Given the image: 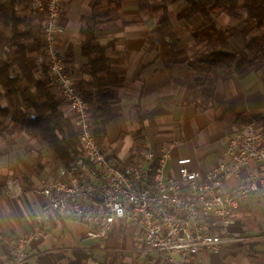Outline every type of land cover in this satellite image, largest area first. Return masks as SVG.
<instances>
[{
  "label": "crops",
  "instance_id": "0c3cea01",
  "mask_svg": "<svg viewBox=\"0 0 264 264\" xmlns=\"http://www.w3.org/2000/svg\"><path fill=\"white\" fill-rule=\"evenodd\" d=\"M18 1V14L33 30L29 44L35 52L30 64L37 69L35 44L42 40L45 15L32 12L28 0ZM94 1L62 0L59 25L63 33L56 49L65 57L74 52L70 74L74 81L82 78L86 64L79 52L82 19L99 18L97 39L110 46L112 72L124 79L116 89L119 102L113 111L117 118L109 124L106 140L100 142L109 157L145 166L150 151L164 159L165 177L172 180L179 175V160L189 159V170L205 174L223 157L235 133L251 126L264 134V107H255L264 103L258 102L264 98V27L247 22L245 0H238L241 19L222 14L218 28L233 29L232 51L244 50L251 39H257V45L239 56L235 67L219 81L215 103L209 107L202 106L196 86L202 74L186 65L201 48L191 36L201 25L200 17L180 20L185 5L173 0L165 5L159 0H100L93 6ZM137 105L146 118L144 124L138 120ZM61 109L77 130L76 114L64 103ZM60 166L41 138L18 128L10 117L0 116V264H14L18 239L33 231L37 215L45 214L41 185L56 177ZM257 167L251 162L241 177L228 181V189L237 190L243 177L254 175ZM9 180L19 182L21 197L8 195ZM86 232V226L57 216L31 242L23 264H69L81 252L88 257L86 264H162L159 253L135 251L132 225L116 226L103 243L86 239ZM230 234L238 241L218 252H201L195 258L197 264H264V197L251 199L235 211Z\"/></svg>",
  "mask_w": 264,
  "mask_h": 264
},
{
  "label": "built area",
  "instance_id": "2783aa9c",
  "mask_svg": "<svg viewBox=\"0 0 264 264\" xmlns=\"http://www.w3.org/2000/svg\"><path fill=\"white\" fill-rule=\"evenodd\" d=\"M32 12H42L43 52L48 60L51 86L76 114L81 155L61 165L56 177L42 183L39 194L46 204L32 232L18 239L14 264L28 259L31 242L43 235L57 216L87 228L85 238L105 242L116 226L136 229L138 253H159L162 264H197L203 251L218 252L238 239L230 234L235 211L251 199L264 197V134L248 126L229 140L223 157L207 173L191 171L189 159L178 161V177L166 179L165 161L148 151L146 165L122 164L109 157L94 135L87 104L75 91L65 56L56 49L63 33L59 25L62 0H29ZM39 63L43 58L38 59ZM251 162L254 175L243 177L237 190L228 181L242 176ZM7 193L21 197L19 182L11 180Z\"/></svg>",
  "mask_w": 264,
  "mask_h": 264
},
{
  "label": "trees",
  "instance_id": "16d2710c",
  "mask_svg": "<svg viewBox=\"0 0 264 264\" xmlns=\"http://www.w3.org/2000/svg\"><path fill=\"white\" fill-rule=\"evenodd\" d=\"M99 1L95 0L93 6ZM159 1L165 5L170 0ZM18 2L0 0V116L10 117L18 128L41 138L52 156L61 165L69 166L75 156L81 155L79 134L62 111L63 102L51 86L42 40L35 47L36 61L42 57L43 62L37 69L30 64L34 48L29 41L32 40L33 30L18 14ZM173 3L185 5L180 20L190 22L195 17L201 18V25L191 33L201 48L188 59L186 65L202 74L196 79V86L202 106L209 107L215 103L219 81L235 67L239 56L257 45V39H251L244 50L232 51L233 29L218 28V19L222 14L241 19L238 0H173ZM242 8L248 23L256 28L264 27V0H245ZM82 21L84 27L79 52L86 64L83 77L74 81L75 91L87 104L94 135L103 143L109 124L117 118L113 111L114 105L119 102L116 89L123 86L124 79L112 72L108 55L110 46H103L97 39L99 18L91 15L83 17ZM258 51L262 52L261 47ZM70 59H74L72 50L65 57L69 73ZM255 107H264V103ZM135 110L139 122L144 124L146 118L140 105ZM143 132L142 128L138 134ZM87 259L82 252L76 253L69 264H86Z\"/></svg>",
  "mask_w": 264,
  "mask_h": 264
},
{
  "label": "rangeland",
  "instance_id": "374dc122",
  "mask_svg": "<svg viewBox=\"0 0 264 264\" xmlns=\"http://www.w3.org/2000/svg\"><path fill=\"white\" fill-rule=\"evenodd\" d=\"M110 131H111V133H110ZM110 138L112 139V129H111V127H109V137H108V140H107L109 144H110V142H111V141H110ZM9 181H11V180H9ZM9 181H8V182H9ZM7 184H8V183H7ZM239 260H240V259H236L235 261H236L237 263H239ZM235 261H234V262H235Z\"/></svg>",
  "mask_w": 264,
  "mask_h": 264
}]
</instances>
